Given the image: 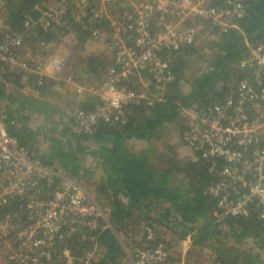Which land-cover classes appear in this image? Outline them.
<instances>
[{
    "label": "built area",
    "instance_id": "2783aa9c",
    "mask_svg": "<svg viewBox=\"0 0 264 264\" xmlns=\"http://www.w3.org/2000/svg\"><path fill=\"white\" fill-rule=\"evenodd\" d=\"M211 0H35L26 16L24 33L37 37L42 30L56 40L26 44L24 33H13L2 16L0 3V85L13 93L18 76L59 80L68 62L60 45L75 43L76 31H87L112 55L114 65L95 84H78L80 95L92 93L99 106L72 115L78 133L92 135L101 124L124 125L126 109L160 100L174 81L170 55L198 39L197 23L211 21L222 33L244 14L243 0H227L211 7ZM34 13V14H33ZM191 19L196 20L193 22ZM191 21V25L186 22ZM106 24V29L99 26ZM185 24V25H184ZM248 55L236 65L240 76L224 100L209 107L184 109L186 123L181 142L185 161L204 163L214 180L203 194L215 201L213 216L247 217L257 213L264 221V46L248 45ZM148 79L141 91L124 83L133 75ZM68 80V78H67ZM66 80V81H67ZM70 80H72L70 78ZM151 87L160 95L155 96ZM22 95L39 98L34 85L25 83ZM0 112V264H43L52 258L56 241L77 230L111 228L102 200L80 179L44 162L9 133ZM14 206L13 210H10ZM9 209L7 212H2ZM120 264H194L174 256L171 246L155 239L150 222L137 233H115ZM96 250L79 264H89ZM211 264H221L214 258Z\"/></svg>",
    "mask_w": 264,
    "mask_h": 264
},
{
    "label": "trees",
    "instance_id": "16d2710c",
    "mask_svg": "<svg viewBox=\"0 0 264 264\" xmlns=\"http://www.w3.org/2000/svg\"><path fill=\"white\" fill-rule=\"evenodd\" d=\"M224 1L211 0L210 4L219 6ZM34 2L9 0L5 3L8 12L6 25L13 33L20 35L26 31L24 22ZM243 6L244 14L234 21V26L206 46L197 40L193 45L172 53L170 65L174 81L165 87L160 100L152 106L141 103L128 107L124 125L101 124L92 135L78 133L72 117L47 101L48 92L45 91L51 87V81L44 79L41 85H37L35 76H18L15 78L18 89L11 94L0 85V112L4 111L8 121L13 122L9 133L34 156L85 182L94 181V171L84 164L87 157L93 156L103 174L102 181L96 183L98 194L100 197L109 195L106 197L110 211L107 219L111 228L94 232L77 230L69 237L58 239L52 260L45 264H79L94 245H97L96 252L89 264H120L122 252L115 233L127 230L126 224L130 223L134 211L142 212L143 221L158 222L178 230L184 238L191 237L200 247L213 248L214 244L223 246L232 240L250 239L264 246V221L258 219L257 213L247 217L228 216L222 220L214 218L215 201L203 194L214 178L204 163L167 158L166 165L160 166L151 143V147L143 150L133 147L136 142H153L163 127L181 118L184 109L212 106L233 90L240 77L236 65L248 55V45L264 46V0H244ZM201 23L206 31H211V36L218 34L219 29L213 27L211 21L201 20ZM99 27L106 29L107 25L104 23ZM36 33L37 37L25 33L24 37L31 43L51 39V34L42 30ZM75 37V44L81 49L79 53L84 56H81L83 67L88 69L81 77L98 82L99 76L111 65L108 66L109 62L103 57L96 56L89 32L78 31ZM194 62H204L200 74L193 72L191 64ZM189 73L192 78H188ZM27 82L35 86L39 98L21 94L20 90ZM124 83L129 89L141 91L137 75ZM150 89L155 96L160 95L153 87ZM97 106L98 100H85L78 110L92 112ZM37 116L44 121L35 129L30 120ZM42 146L44 148L40 149ZM13 209L14 206L10 210ZM7 211L9 209L2 210ZM229 252H218L216 260L221 264H264V259L249 258L246 251H242L244 254Z\"/></svg>",
    "mask_w": 264,
    "mask_h": 264
},
{
    "label": "rangeland",
    "instance_id": "374dc122",
    "mask_svg": "<svg viewBox=\"0 0 264 264\" xmlns=\"http://www.w3.org/2000/svg\"><path fill=\"white\" fill-rule=\"evenodd\" d=\"M8 1L9 0H0V3H3V2L7 3ZM2 16H4V17L8 16L7 7L5 8V10L3 9ZM191 20L193 22H196V20H193V19H191ZM186 24L191 25L192 22L187 21ZM197 30H198V39L197 40L200 43V45L206 46L208 42L212 41L213 37L211 36V31H209V30L206 31L205 27L203 28V23H201V22L197 23ZM99 43L101 44L98 46L100 51L95 53L96 56L100 57L101 55H103L104 56L103 58L106 59L107 62H109L108 66L114 65V64H112L113 63L112 55L109 54L108 51H106L105 47L103 46V44L101 42H99ZM92 44H95V43H92ZM60 47H61L62 51L64 49H66V50L68 49V51L70 52L69 56H66L67 62H68V64H70V66L72 65L75 70H77L79 67L83 68L84 64L81 61H82V57H84V56H82L80 54H78V55L74 54L76 52V50H74V44L73 43H70L69 45H66V46L60 45ZM205 51H206V49H205ZM191 66H192L193 72H199V74H200L202 72V67L205 66V64H204V62H201V63L198 62L196 64L194 62L191 64ZM199 69H200V71H199ZM68 72H69V70H68ZM68 72H67V75H69ZM76 74H78L81 77L83 73L81 71V72L76 73ZM72 77H73V74H71L70 78L72 79ZM192 77H193V75L189 73L188 78H192ZM67 78H69V77H66L65 81ZM139 78H141V83H143L141 85L145 86L147 89H149V87L145 85V81L148 78L144 75H141L140 77H138V82H139ZM82 82H86L88 84L97 83L94 81L91 82V80H87L86 78ZM184 86L187 87V84ZM55 93H56L55 91L52 93H49V95H47V96L50 98L49 99L47 98V101L52 100L53 97L56 98L54 96ZM74 110L77 111L78 109H74ZM59 111H60V109H59ZM73 113H71V115ZM33 118H32L33 120L32 119L30 120V124H31L32 128L36 129L40 124L43 123L44 119L40 118L38 116L33 117ZM185 123H186V117L184 118L182 116L176 122L171 123V124H167L165 127H163L161 130L160 136L158 138L154 139L153 142H136L135 144H133V147L135 148V150H143L144 148H149L152 146L154 154L156 155V157L158 159H160V161H159L160 166L163 164L166 165L167 158H172L175 160L177 159L178 161L179 160L183 161L184 156L186 154V150L183 148V145L181 142V130H182V127L185 125ZM150 143L152 144L151 146L149 145ZM43 148H44L43 146L40 147V149H43ZM46 148H47V145H46ZM88 158H90V159H88ZM88 158L85 159L84 164L86 166H89V169L94 171L95 177L93 176V178H92V180H94V181L91 183L83 181L84 179H82V180L80 179V181H82L84 183L87 190H89L90 192H93V194L95 196L97 195L102 200V205L104 204V207L106 206V209L108 210V207H107L108 203H107L106 197H108L109 195L107 196L106 194H104V196L102 195L100 197L98 194L97 187H96V185H97L96 183L102 181L103 174H102L101 170L97 167V163L95 162L93 156H89ZM142 222L146 223L148 221H146V220L143 221L142 219H140V222L138 224L134 223L132 226H129L126 231H131V232L137 233V230L142 225ZM153 227H154V225H153ZM154 236H155V239L168 243L171 246L172 251H173V248L177 249L178 251H181L182 247L184 245V244H181V243H184L183 242L184 235L178 230L175 231L174 229H169L168 227L156 225V228L154 227ZM187 239H188V237H187ZM195 246H197V245L194 244V246H192V245L189 246V249L185 250L183 252V254L179 258H177V260L178 259L183 260L182 258H185V257H183L184 255H187V256L190 255L192 258H203V254L201 253L202 250L200 249V246L198 248H195ZM231 246L235 249L236 252H241L239 250V248L235 245H232V243H231ZM248 246L251 248V245H248ZM93 250H95V248H93ZM241 254H243V252ZM184 262L185 263H193V262H186V261H184ZM71 263L72 262H69L67 264H71Z\"/></svg>",
    "mask_w": 264,
    "mask_h": 264
},
{
    "label": "crops",
    "instance_id": "0c3cea01",
    "mask_svg": "<svg viewBox=\"0 0 264 264\" xmlns=\"http://www.w3.org/2000/svg\"><path fill=\"white\" fill-rule=\"evenodd\" d=\"M53 39H55L56 42L58 41L57 44L59 43V40H61L60 37H51L50 40H53ZM89 41L91 43H95V52L94 53H97L98 51H100L98 46L101 44L99 42H95L91 38ZM25 43L27 45L28 44H31V45L34 44L31 42H28L27 37L25 38ZM73 44H74V50H76V52L74 54H76V55L80 54L79 52L81 49H79L75 43H73ZM77 48H78V50H77ZM63 53L66 56H69V54H70L68 49L67 50L64 49ZM101 57H104V56L101 55ZM68 67L69 68L67 69V72L69 70V72H68L69 75H67V72H66L59 80H56V81L47 79L48 81H51L52 83H51V87H48L47 90L45 91V92H48L47 95H49V93H52L54 91L56 92L54 95L56 98L53 97V99L50 101L57 106L56 108L60 109L61 113H64V112L73 113L75 111L74 109H79L80 105H82L85 100H90L92 102H94L95 99L98 100L97 97L95 95H93L92 93H90V94L85 93L84 95H80L75 90V88L77 87L78 84H81V85L84 83L86 84V82H82V81H84V79L76 73H79L81 71L83 73L84 71H87L88 70L87 67L86 66L83 68L79 67L77 70H75L72 65L70 66V64H68ZM71 74H73L72 80H70ZM84 76H87V75H84ZM66 77H69L68 80L66 79L67 81H65ZM93 81H94V79H91V82H93ZM88 159H90V158H88ZM109 212L110 211L108 210V213ZM141 213L142 212L134 211L133 218L131 219L130 223L126 224L127 225L126 227L132 226L134 223L138 224L140 222V219L142 218L140 216ZM147 221L152 223L155 228H156V225L163 226V225L159 224L158 222H153V221H149V220H147ZM169 229H171V228H169ZM183 242L184 243L180 242L181 244H184L181 251H178L177 249L173 248V251H174L173 253H174V256L176 258H179L185 250L189 249V246H191V245L194 246L192 239L189 236H188V239H187V237H185ZM231 243H232V245L237 246L241 252H236L235 249L231 246ZM248 245H251V248ZM213 246H214L213 248L210 246L200 247V249L202 250L201 253L203 254V258H192L190 255H188V256L184 255L183 257H185V258H182V259L186 262H193L195 264H211L212 259L215 258L216 254H218V252L228 253V251H230L229 254L230 253H232V254L236 253L237 254V253H242V251H246V253L248 255H250L249 258L256 257V258H261L262 260L264 259V246L261 243H259L257 240H251V239L250 240H243V241L232 240L229 244H224L223 246L215 245V244ZM95 247H97V245H94L93 248H95ZM198 247L199 246H195V248H198ZM95 250H96V248H95Z\"/></svg>",
    "mask_w": 264,
    "mask_h": 264
},
{
    "label": "bare ground",
    "instance_id": "6f19581e",
    "mask_svg": "<svg viewBox=\"0 0 264 264\" xmlns=\"http://www.w3.org/2000/svg\"><path fill=\"white\" fill-rule=\"evenodd\" d=\"M226 1H227V0H225L224 3L221 4V5H219V6H223V5L225 4ZM243 4H244V0H243ZM210 6H211V4H210ZM211 7H218V6H211ZM233 23H234V22H233ZM51 260H52V258L49 259L48 261L50 262ZM48 261H44L43 264H45V263L48 262Z\"/></svg>",
    "mask_w": 264,
    "mask_h": 264
}]
</instances>
